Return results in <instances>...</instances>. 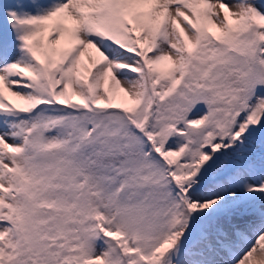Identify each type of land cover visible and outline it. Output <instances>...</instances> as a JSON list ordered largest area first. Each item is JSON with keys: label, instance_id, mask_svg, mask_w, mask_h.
I'll return each mask as SVG.
<instances>
[{"label": "snow or ice", "instance_id": "1", "mask_svg": "<svg viewBox=\"0 0 264 264\" xmlns=\"http://www.w3.org/2000/svg\"><path fill=\"white\" fill-rule=\"evenodd\" d=\"M0 264H264V0H0Z\"/></svg>", "mask_w": 264, "mask_h": 264}]
</instances>
